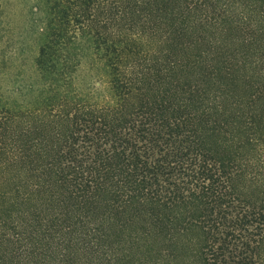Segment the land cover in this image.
Instances as JSON below:
<instances>
[{
  "label": "trees",
  "instance_id": "trees-1",
  "mask_svg": "<svg viewBox=\"0 0 264 264\" xmlns=\"http://www.w3.org/2000/svg\"><path fill=\"white\" fill-rule=\"evenodd\" d=\"M175 1L63 0L67 72L77 75L90 44L109 70L115 103L90 102L94 86L82 91L69 74L66 92L52 106L45 104L50 96L25 106L0 88V264H66L72 246L108 260L103 219L84 216L30 235L11 214L21 218L23 206L57 194L76 205L106 195L110 211L118 200L192 205L205 234L198 252L208 264H264V110L229 109L226 87L199 76L175 79L185 69L169 53V35L154 41L145 26H217L228 8L202 18L197 11L206 0ZM257 19L248 22L263 26L264 15ZM255 49L239 61L251 72L243 78L247 86L264 97V43ZM42 55L37 65L43 68ZM45 117L61 136L49 156L37 138L25 137ZM113 179L120 189L112 188ZM13 242L19 260L6 263V244Z\"/></svg>",
  "mask_w": 264,
  "mask_h": 264
},
{
  "label": "rangeland",
  "instance_id": "rangeland-1",
  "mask_svg": "<svg viewBox=\"0 0 264 264\" xmlns=\"http://www.w3.org/2000/svg\"><path fill=\"white\" fill-rule=\"evenodd\" d=\"M175 3L181 5L183 2L177 0ZM223 4L228 8L224 16L218 15L217 26L203 23L195 26H145V29L152 32L150 36L154 41V38H163L164 32L169 35V53L179 58L185 69L176 77L173 75L176 80L186 81L199 76L212 87H215L214 83L226 87V93L231 96L226 101L229 109L264 110V97L256 96L254 89L247 86L243 78H248L251 72L241 67L239 61L240 54L244 58L254 56L259 49H255L257 45L264 43V23L263 26H251L248 22L260 23L257 16L264 15V0H206L204 8L197 14L203 18L206 11H219ZM63 6V0H0L1 90L6 95L25 100V106L43 104L41 98L50 96L45 104L52 106L66 92L69 74L75 76L73 82L82 91L88 84L94 86L90 102L115 103L109 86V70L98 54H93L90 44L83 51L77 75L67 72L69 38ZM40 50L43 52L40 57V64L45 65L43 68L37 65ZM49 85L52 90L45 91ZM30 94L38 97L34 100ZM28 100L31 103H26ZM49 120L51 118L45 117L37 121L33 131L25 135L27 140L37 138L41 144L40 152L48 156L53 154V148L61 140ZM115 182L112 188L120 189L121 181ZM99 198L76 205L57 194L39 200L33 207L23 206L25 213L21 218L15 216V211L11 214L30 235L35 230L50 234L57 228H66L74 221L82 220L84 216L103 219L102 232L107 237L102 241L109 252L108 260L101 259L104 257L102 252L97 254L72 246L68 247L66 264H94L97 261L98 264H208L198 252L205 234L193 220L192 205H161L141 200L118 203V200V206L110 211L106 208L107 196ZM104 209L106 216L102 212ZM6 247L9 252L4 262L17 263L19 242L8 243Z\"/></svg>",
  "mask_w": 264,
  "mask_h": 264
}]
</instances>
